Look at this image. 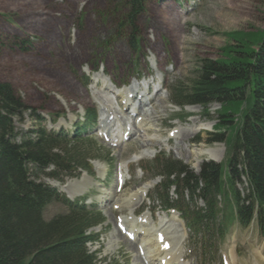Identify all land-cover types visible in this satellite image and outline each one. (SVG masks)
I'll list each match as a JSON object with an SVG mask.
<instances>
[{"label":"rangeland","instance_id":"rangeland-1","mask_svg":"<svg viewBox=\"0 0 264 264\" xmlns=\"http://www.w3.org/2000/svg\"><path fill=\"white\" fill-rule=\"evenodd\" d=\"M118 2L0 0V83L10 85L27 107L13 119L15 142L39 128L73 135L79 123H84L87 110L95 109L101 119L104 104L110 110L104 112L103 119L109 114L117 118L115 124L110 123L108 132L112 137L108 143L100 133V120L94 126L82 127L90 145L80 154L97 157L90 164V174L82 169L59 172L54 166L40 171L29 165L31 179L50 187L77 181L75 191L83 190V180L91 184L74 201L84 199L85 205H94L101 212L103 224L93 230L101 234L100 243L87 246L89 253L96 255V264H159L162 256L153 250L154 236L146 246L150 255L143 258L137 249H144L138 240L142 236L136 234V241L130 242L116 229L119 218L126 217L124 223L131 222L136 230L140 227L128 221L134 208L135 216L149 218L150 228L159 229L167 222L164 230L177 241L173 248L178 254L174 261L177 264H221L224 257L230 264H264V238L255 223L247 228L235 223L214 254L200 256V249L195 247L179 215L162 212L163 206L156 201L162 194L155 192L161 179L152 177L159 172L152 161L162 153L195 175L202 164L214 161L206 156L194 157L193 150L216 147L220 162L226 161L225 144L211 142L209 135L220 106L211 105L208 116L201 107L189 106L185 110L190 118L172 120L179 108L170 103L168 89L176 82L188 83L197 74L201 61L219 58L220 49L227 45L225 33L264 30V0H148L146 13L139 21L138 51L130 48L122 30L117 35L115 18L105 17ZM123 13L124 10L119 14ZM143 78L145 81L138 83ZM151 82V89L141 86ZM129 87H134L130 89L134 93H129L133 99L122 101ZM141 95L154 100L144 107L134 99ZM132 112L137 118L131 117ZM194 125H202L203 130L195 132ZM130 126L136 127L135 136L118 145L122 133L118 129ZM174 130L178 134L171 139L168 134ZM119 174L125 181L121 189L117 185ZM145 185L149 199L138 206L133 204L135 200L124 208L114 204L121 196L137 193L139 198L136 191ZM237 188L242 193L245 190L241 185ZM170 199L175 200L173 191ZM190 203L194 209L204 207L201 201ZM64 212L65 206L52 203L44 210L43 218L49 221ZM143 238L149 239L146 235Z\"/></svg>","mask_w":264,"mask_h":264},{"label":"trees","instance_id":"trees-1","mask_svg":"<svg viewBox=\"0 0 264 264\" xmlns=\"http://www.w3.org/2000/svg\"><path fill=\"white\" fill-rule=\"evenodd\" d=\"M147 1L119 0L105 16L115 18L117 35L122 30L131 49L140 47L139 21ZM224 37L227 45L219 58L201 61L195 77L176 82L169 96L181 110L198 105L206 116L209 106L220 105L210 141L226 143L228 160L225 165L202 164L199 175L171 158L155 160L163 179L156 192L164 195L163 205L173 207L168 195L175 189V208L191 233L205 243L222 239L234 221L247 226L254 214L264 235V30L233 31ZM26 110L10 85L0 83V264H96L87 245L98 240L89 230L102 223L100 213L32 180L28 169L33 165L40 171L51 166L59 172L90 171L89 161L97 157L80 154L90 141L81 128L72 137L39 128L17 143L13 119ZM86 119L94 123L95 111H87ZM242 178L247 184L244 195L236 187L243 185ZM182 193L204 207L191 209ZM52 203L67 210L46 221L43 212Z\"/></svg>","mask_w":264,"mask_h":264},{"label":"bare ground","instance_id":"bare-ground-1","mask_svg":"<svg viewBox=\"0 0 264 264\" xmlns=\"http://www.w3.org/2000/svg\"><path fill=\"white\" fill-rule=\"evenodd\" d=\"M95 76V75H94ZM129 93H132V91L131 90H128V91H126L124 94H125V98H128V96H129ZM106 95V94H105ZM95 98V97H94ZM97 100V99H96ZM154 99H151V100H146V101H140V104H144L145 106L146 105H148V104H150L152 101H153ZM147 103V104H146ZM104 107L105 108H107V109H109L110 110V106L109 105H105L104 104ZM103 115V114H102ZM110 115H112V114H109V115H107V118L110 116ZM107 120V119H106ZM106 120H103L102 121V124H103V127H102V132L103 133H106V131H108V129H109V127H110V123H108V121H106ZM192 122H194V124H195V120H193ZM125 130V131H124ZM134 130H135V128H132V129H123V133L121 134V136H120V138L118 139V144H123V142H122V136L124 135V133H126L127 131H128V133H129V137L131 138L133 135L135 136V132H134ZM200 130H203L202 129V125H194V131L196 132V131H200ZM178 134V133H177ZM175 138V137H174ZM121 140V141H120ZM129 141V140H128ZM216 152H217V148L216 147H214V148H209V149H207V148H198V149H196V150H193L191 153H192V155L194 156V157H197V156H206V157H208L210 160H212V161H215V162H220L221 161V158L220 157H218V156H216ZM197 161V160H196ZM199 161V160H198ZM199 163V162H198ZM101 171V170H100ZM102 173V172H101ZM89 180V179H88ZM90 181V180H89ZM83 182H84V184H83V190L84 189H86L88 186H90L91 184L89 183V182H87V181H85V180H83ZM77 183V181L76 182H74V183H69V184H67V185H65V186H60V185H56V187H58V188H62V190H64V193L65 194H67L69 197H71L72 199H75L78 195H80L81 193H83V190L82 191H75V190H73L74 189V186H75V184ZM78 184H79V182H78ZM80 185V184H79ZM81 187V186H80ZM141 189V188H140ZM140 189H137V191L136 192H138L139 191V193H140V197L138 198V196H137V193L136 194H130V196H121L118 200H117V202L116 203H114V204H116V205H118L120 208L121 207H128V206H130L131 204H132V202L135 200V202L133 203V204H136L137 206L142 202V200L147 196V192H146V190L148 189V186L147 185H145L144 187H143V189L142 190H140ZM85 191V190H84ZM138 193V194H139ZM112 194H114V193H112ZM134 207H135V205H134ZM137 208H134V209H132V224H135V219L133 220V214H135L134 212H135V210H136ZM126 219L127 218H125L124 220L126 221ZM143 219H145V217H143ZM178 219V218H177ZM178 221H179V219H178ZM131 222H129V223H124L127 227H128V232H135L134 230H133V228H131L130 226H131V224H130ZM150 223V222H149ZM165 223V222H164ZM167 223V222H166ZM166 223H165V225H166ZM181 223V222H180ZM182 224V223H181ZM164 225V226H165ZM163 226V225H162ZM163 226V227H164ZM159 227V226H158ZM163 227H160L159 229L157 228H150L149 227V225L147 226L146 224H144V225H141L140 224V229H141V231L143 232H140L139 233V235H141V234H143V235H141L142 237L140 238V236L138 237V240H139V244H141V245H143V247H144V255H150V252L148 251V248L146 247V246H148L147 245V243L149 242V240H152V238L151 237H153V236H156V233H162L163 234V237H164V240L165 241H168L169 242V245H170V249L168 250V251H164V250H162L161 248H160V245H158L157 243H155V246L153 247V250H154V252L155 253H157V254H159V255H162V259L161 260H167V262H166V264H172V262L174 261V260H176V256H175V254L173 253V248H175V245H176V242L177 241H174L173 239H171L170 238V236H169V234L166 232L167 230H164V228ZM137 231H139V230H137ZM136 234H137V232L135 233V236H136ZM138 235V234H137ZM146 235V237H149V239H147V240H145V238H143L144 236ZM154 244V243H153ZM150 246V245H149ZM153 246V245H152ZM137 249H138V247H137ZM139 250V249H138ZM259 252V251H258ZM233 254V253H232ZM231 254V255H232ZM258 255H259V257H263V254L261 253V252H259L258 253ZM150 257H152V256H150ZM149 258V257H148ZM169 258V259H168ZM261 259V258H260ZM258 261V260H257ZM232 264H235V263H232Z\"/></svg>","mask_w":264,"mask_h":264}]
</instances>
